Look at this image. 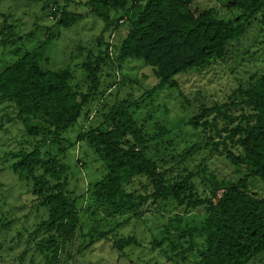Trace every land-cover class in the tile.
Here are the masks:
<instances>
[{
    "label": "trees",
    "instance_id": "16d2710c",
    "mask_svg": "<svg viewBox=\"0 0 264 264\" xmlns=\"http://www.w3.org/2000/svg\"><path fill=\"white\" fill-rule=\"evenodd\" d=\"M65 1L69 4V0ZM57 4L58 0H50L43 7L47 17L55 20V27L68 30L84 19L82 14L70 12L68 6L61 11L52 7ZM228 5L241 11L242 17L225 21L213 9L198 13L189 0H87L85 6L104 22L99 47L109 30L122 29L124 25L129 30L118 46L116 57L110 53L109 46L104 51L99 49L97 55L88 50L81 70L69 66L44 70L53 36L40 41L32 50H25L19 46L20 37L13 26L3 21L0 44L14 48L16 58L0 72V103L13 104L24 131L42 139L32 152H10L9 156L14 174L20 181L32 183L34 197L47 210V218L29 240L34 243V236L43 233V238L35 243V251L44 258L43 264H59L62 243L74 238L80 224L77 202L81 198L69 189L70 166L57 156H43L45 142L66 152L67 149H61L60 139L81 118L89 117L87 112L92 109L88 107L104 94L100 93L101 74L107 67L115 71V67L119 69L129 60H142L158 79L154 90L173 88L177 76L208 70L223 59L228 43L246 47L253 22L264 31V0H228ZM112 10L118 12L116 21L111 17ZM77 80L81 83H75ZM133 107L128 101L108 112L102 106L104 112L93 113L91 117L93 120L101 117L99 124L89 127L79 137L102 161L106 171L91 189L94 203L108 207L112 216L130 214L136 218L158 213L162 204L172 205L185 214L204 210L205 217L199 227L182 233L169 230L175 239L169 241L172 251L177 257L191 256L194 264H249L263 255L264 196L251 188L250 179L257 178L264 184V75L252 88H238L224 105L203 106L190 120L195 130H216L222 140L213 143L212 150L224 146L222 156L226 160L236 168H247V174L213 187L212 193L198 192V174L184 170L170 175L158 161L147 156L150 147L132 119ZM230 108L243 111L236 125L235 118L229 114ZM211 115L214 118L210 120ZM220 119L224 127L219 130ZM103 122H111L113 126L106 130L104 125L100 126ZM222 134L226 136L222 138ZM234 148L240 149L243 157L236 156ZM140 177L153 187L145 199L133 196L128 190ZM93 234L99 240L108 233L98 235L94 231ZM87 235H82L80 253L87 250ZM167 240L164 237L154 242L161 247ZM136 244L135 237L122 238L113 249L124 251ZM26 254L27 251L21 258L22 264Z\"/></svg>",
    "mask_w": 264,
    "mask_h": 264
},
{
    "label": "rangeland",
    "instance_id": "374dc122",
    "mask_svg": "<svg viewBox=\"0 0 264 264\" xmlns=\"http://www.w3.org/2000/svg\"><path fill=\"white\" fill-rule=\"evenodd\" d=\"M189 1L198 13L213 9L225 21L242 17L241 11L229 7L228 0ZM48 2L50 0H0V26L4 20L13 26L20 37L21 48L32 50L40 41L53 36L47 52L49 62L43 63L44 70L68 66L81 70L88 50L97 55L99 49L104 51L108 46L110 53L116 57L118 46L128 33V25L105 33L102 38L104 44L99 47L104 22L85 6L87 0H69V4L65 0H58L59 4L52 5L58 11L68 6L70 12L83 15L84 19L68 30L55 27V20L47 17L43 7ZM111 17L116 21L118 12L112 10ZM2 38L0 36V43ZM15 58L14 48H4L0 44V72L10 66ZM144 64L142 60H129L121 68L115 67V71L107 67L101 74L100 93L104 94L88 107L93 112L89 110V117L81 118L60 139L61 149H67L66 152L62 153L51 142H45L41 150L46 158L57 156L70 166L67 176L69 189L75 192V196L81 197L77 202L80 224L74 238L62 243L58 252L59 264H194L191 256L177 257L169 241L175 240L172 232L182 233L199 227L205 217L204 210L185 214L180 209H173L172 205L162 204V210L158 213H145L141 218H136L130 214L112 216L108 207L94 203L91 189L106 171L102 161L79 137L89 127L99 124L101 117L94 120L91 117L93 113H103L102 106L108 112L124 101L133 105L132 119L150 147L147 156L158 161L170 175L183 173L184 170L198 174L196 187L199 193H212L213 187L230 183L248 173L245 166L236 168L222 156L224 146L221 145L218 151L212 150L213 143L222 140L216 130H195L190 120L202 111L203 106L212 108L217 104L224 105L238 88L248 90L264 75V31L260 25L253 22L251 38L246 47L228 43L223 59L208 70L177 76L173 88L154 90L158 79L151 67L146 68ZM75 83L81 82L77 80ZM109 84L114 86L110 87ZM242 112L240 108H230L229 114L236 120L234 125L239 123ZM17 118L18 112L13 104L7 101L0 103V264H22L21 258L26 251L23 264H43V256L35 251V243L43 238V233L34 236V243H29V240L38 225L47 218V210L34 197L32 183L20 181L14 174L11 168L13 161L9 156L10 152H32L42 139L27 134ZM212 118L214 115L209 119ZM100 126L108 130L113 125L103 122ZM218 127L219 130L224 127L222 119L218 121ZM162 129L166 131L164 134ZM225 136L222 134V138ZM232 151L236 156L243 157L240 149L234 148ZM146 181L143 177L135 179L129 192L145 199L148 192L153 190ZM250 183L254 191L264 196V184L259 179L251 178ZM94 231L98 235L108 234L98 240L94 237ZM86 234L87 250L80 253L79 247L84 239L82 235ZM129 237L137 239L135 246L124 251L113 249L119 239ZM164 237L168 240L161 247L156 246L154 241ZM249 264H264V254Z\"/></svg>",
    "mask_w": 264,
    "mask_h": 264
}]
</instances>
